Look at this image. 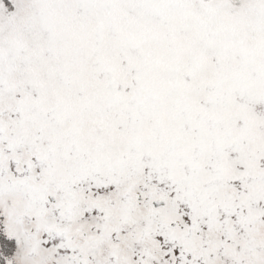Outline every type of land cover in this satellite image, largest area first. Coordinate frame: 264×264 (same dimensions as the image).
<instances>
[{"label":"snow or ice","instance_id":"obj_1","mask_svg":"<svg viewBox=\"0 0 264 264\" xmlns=\"http://www.w3.org/2000/svg\"><path fill=\"white\" fill-rule=\"evenodd\" d=\"M0 264H264V0H0Z\"/></svg>","mask_w":264,"mask_h":264}]
</instances>
